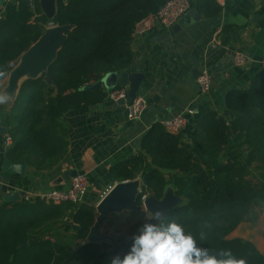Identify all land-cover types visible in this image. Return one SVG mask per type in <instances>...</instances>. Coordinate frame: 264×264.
Returning a JSON list of instances; mask_svg holds the SVG:
<instances>
[{
  "label": "trees",
  "instance_id": "16d2710c",
  "mask_svg": "<svg viewBox=\"0 0 264 264\" xmlns=\"http://www.w3.org/2000/svg\"><path fill=\"white\" fill-rule=\"evenodd\" d=\"M168 1L66 0L51 21L42 14L39 0H7L0 7V70L6 74L9 64L19 61L42 37L49 22L72 27L48 69L52 84L43 74L25 78L20 85L12 107L13 145L5 151L12 163L38 171L60 164L69 148L64 116L105 101V89L87 88L93 84L90 78L130 69L136 24ZM190 1L191 9L204 18L221 12L213 0ZM244 30L245 26L225 25L220 45L232 48ZM254 171L260 186L240 175ZM111 177L118 183L141 181L138 205L148 193L160 201L171 189L183 203L165 213L160 223L182 225L196 239L197 247L208 249L218 259L226 258L219 256L220 250L230 249L247 264H264V255L252 242L229 238L250 209L264 203V70L247 86L226 94L221 114L198 118L188 138L155 123L140 141V151L113 166ZM23 183L28 184L26 179ZM97 216L96 208L84 202L53 204L37 198L0 203V264H95L108 257L123 259L132 239L113 251L111 245L86 242Z\"/></svg>",
  "mask_w": 264,
  "mask_h": 264
},
{
  "label": "crops",
  "instance_id": "0c3cea01",
  "mask_svg": "<svg viewBox=\"0 0 264 264\" xmlns=\"http://www.w3.org/2000/svg\"><path fill=\"white\" fill-rule=\"evenodd\" d=\"M198 1L192 0L193 3ZM65 4L66 0H53L54 17L64 9ZM220 8V14L210 19L197 12L200 20L191 19L177 33H173V28H158L134 38L131 43L134 61L139 62V70L146 76L137 97L147 103L146 111L138 120L132 121L125 116V107L117 106L108 95L102 104L67 113L63 121L68 126V153L55 169L38 171L26 166L24 176L5 173L2 156L7 150L3 145L6 134L0 136V203L4 202V197L15 193L20 195L21 201L24 196L34 197L35 200V196L41 194L65 191L71 180L60 182L59 179L66 171L75 170L91 181L92 186L83 202L96 208L118 184L111 177L112 167L140 151V141L155 123L165 125L187 110H193L194 116L181 132L188 138L191 126L198 118L209 113L221 114L226 94L247 86L263 70L264 0H225ZM256 16L259 18L256 19ZM53 18L47 19L51 21ZM230 24L245 26L240 42L233 44L232 48L221 46L219 39L222 28ZM237 53L243 54L246 59L243 66L233 65V57ZM192 57H197L199 61L198 73L207 69L213 77L208 94L201 93L196 84L192 74ZM133 64L126 72L133 70ZM11 71L0 81V93L7 92L13 97L9 103L0 105V128L8 129V135L14 126L12 107L25 79L9 92ZM110 91H107L108 94ZM23 179L28 184H24ZM149 197L153 196L148 193ZM125 213L134 215H125L122 222L106 221L108 216L100 220V233L111 244L116 242H113L115 236L119 242L124 241L123 235L133 236L146 222V217L152 215L144 209ZM130 230L134 232L129 234ZM229 238L248 240L264 255L262 238H244L236 234Z\"/></svg>",
  "mask_w": 264,
  "mask_h": 264
},
{
  "label": "water",
  "instance_id": "95a60500",
  "mask_svg": "<svg viewBox=\"0 0 264 264\" xmlns=\"http://www.w3.org/2000/svg\"><path fill=\"white\" fill-rule=\"evenodd\" d=\"M7 0H0V7H3ZM40 8L43 14L51 19L54 17V5L53 0H39ZM259 16H256L258 19ZM191 19L195 21L200 20L195 9H191L182 19V23L173 27V33H177L185 24H189ZM71 26H54L46 29L42 37L20 58V62L15 67L9 77L8 90L12 92L16 89L17 84L24 78L35 79L43 74H46V82L52 84V79L48 74V69L57 57L58 52L65 44L67 39V33L71 30ZM192 62V74L196 79L198 76L199 61L197 57L191 58ZM139 62L136 60L133 64V70L131 72L122 73H107L97 82L89 85L87 88L96 90L103 88L105 90H113L116 88H127V101L131 102L138 96V91L141 83L146 79L143 72L139 70ZM119 107H125L126 101L124 99L119 100L117 103ZM125 116H128V110H125ZM176 116V115H175ZM8 133V129L0 128V136H4ZM2 169L5 173L24 176L26 172V165L12 163L6 154L2 156ZM78 176V172L75 170L66 171L59 181H70ZM141 193V181H126L116 184L113 189L103 198V200L97 205V219L94 225L91 227L87 243L90 244H111V241L104 238L100 233V220L106 218L112 214H122L124 212H141L142 209L153 214L155 211L160 210L164 214L168 211L180 206L183 203V199L174 195L171 189H168L164 195V198L160 201L154 197L147 198L142 205L137 204L138 197ZM20 201L19 194H12L4 197V202L13 204ZM152 223H160V221L152 220ZM78 230L77 227H74Z\"/></svg>",
  "mask_w": 264,
  "mask_h": 264
},
{
  "label": "built area",
  "instance_id": "2783aa9c",
  "mask_svg": "<svg viewBox=\"0 0 264 264\" xmlns=\"http://www.w3.org/2000/svg\"><path fill=\"white\" fill-rule=\"evenodd\" d=\"M218 6L222 7L225 4V0H213ZM191 10L190 0H169L163 7H161L156 13L151 14L138 22L132 32V40L141 35H145L153 32L155 29H172L174 26L182 22V19ZM54 27L53 24H49L46 29ZM245 57L241 53H237L233 57V65L236 67L243 66L245 64ZM17 65V62L9 64V69L13 70ZM262 69L264 70V60L262 62ZM98 77L92 76L90 78L91 83L97 82ZM196 84L203 94H208L212 89L213 77L207 69L200 70L196 77ZM127 88H118L110 91L109 99L117 103L119 100L124 99L126 101L125 109L128 110V119L138 120L147 109V103L140 97H136L133 101H127ZM194 116L193 110H187L184 114L178 115L173 120L167 122L164 126L166 130L173 134H178L188 126L189 119ZM4 147L6 149L12 147L13 141L10 135L4 136ZM92 184L86 175H78L71 179L69 187L65 191H55L46 194L35 196L36 199H43L53 204H79L82 203L88 194ZM34 197L24 196L25 201H32ZM147 199L144 195L141 197V205Z\"/></svg>",
  "mask_w": 264,
  "mask_h": 264
},
{
  "label": "clouds",
  "instance_id": "9594fccd",
  "mask_svg": "<svg viewBox=\"0 0 264 264\" xmlns=\"http://www.w3.org/2000/svg\"><path fill=\"white\" fill-rule=\"evenodd\" d=\"M6 75L0 70V78ZM12 96L0 93V105H5L12 100ZM164 213L155 211L146 217L143 223L132 236L130 250L121 259L115 256L111 264H247L244 258H236L230 249L220 250L218 259L216 254H209V250L197 247V241L191 233H186L182 225L170 222L152 223L150 221H162ZM205 227L211 228L208 222ZM205 238L201 233L200 239Z\"/></svg>",
  "mask_w": 264,
  "mask_h": 264
},
{
  "label": "rangeland",
  "instance_id": "374dc122",
  "mask_svg": "<svg viewBox=\"0 0 264 264\" xmlns=\"http://www.w3.org/2000/svg\"><path fill=\"white\" fill-rule=\"evenodd\" d=\"M240 175L246 179L250 184H254L256 186H260L261 181L257 177V172L254 171L252 175L245 174L244 172H240ZM134 215L133 213H125V214H112L109 215L106 219L109 220L110 222L112 221H120L122 222L123 217L125 215ZM125 224V222H123ZM134 230H130L129 234H132ZM238 235L241 237H258L264 239V203H257L255 204L249 211L248 215L245 217V219L229 234V236L232 235ZM132 238V235H123L124 241L130 240ZM116 241L115 243H112V249L113 251L116 246H119L122 242L124 241H118L117 237H114ZM66 240H70L69 234L66 235ZM111 259L112 258H104L100 259L97 263L95 264H111Z\"/></svg>",
  "mask_w": 264,
  "mask_h": 264
}]
</instances>
